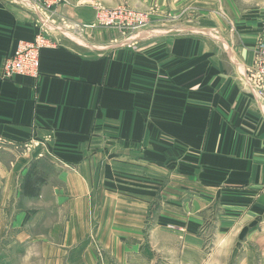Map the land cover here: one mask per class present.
I'll return each mask as SVG.
<instances>
[{
    "label": "crops",
    "instance_id": "1",
    "mask_svg": "<svg viewBox=\"0 0 264 264\" xmlns=\"http://www.w3.org/2000/svg\"><path fill=\"white\" fill-rule=\"evenodd\" d=\"M150 5L146 27L105 38L104 26L75 28L94 17L85 0L52 11L0 0V264L16 253L23 264H177L144 243L158 217L189 232L181 264H264V97L246 79L264 0ZM40 31L52 44L37 76L3 78L6 57ZM28 173L39 176L29 194ZM214 220L222 235L248 228L227 257L203 248Z\"/></svg>",
    "mask_w": 264,
    "mask_h": 264
},
{
    "label": "rangeland",
    "instance_id": "2",
    "mask_svg": "<svg viewBox=\"0 0 264 264\" xmlns=\"http://www.w3.org/2000/svg\"><path fill=\"white\" fill-rule=\"evenodd\" d=\"M85 3L89 4L94 9V17L93 21L95 19L96 10L100 11L104 10V15H108L109 13H118L121 17L120 19L123 23H126L127 29L124 33H127V36H132L133 33H136V31H140L144 27H146L152 18V12H154L153 5H150V0H85ZM153 8V9H152ZM115 11V12H114ZM121 11V13H120ZM108 12V13H107ZM110 15V14H109ZM138 18H142L143 21L139 22ZM102 24H100L101 27ZM98 27V25H97ZM95 29V28H94ZM111 29H115L112 26H104L101 30V35L105 38H113L117 37L119 33L118 30L114 31ZM120 32V31H119ZM117 36H114V35ZM157 208V207H156ZM161 208V207H160ZM53 217H47V228H52V224L54 225V228H52L51 232H48V235L52 237L51 240H53L54 235L53 232H57V239L58 235L60 234V227L58 225H55ZM213 224L205 223L203 232L205 233V241L203 248L205 250H211L212 248H216L218 252L217 257H227L232 253V249L236 247L237 244H239L238 241H242L243 234L247 231L248 228L238 227L237 223H232V227L230 228V234L227 233L225 235H222V229L224 228L223 223L216 222V220L213 221ZM240 224V223H239ZM255 224V223H254ZM253 225V223H252ZM38 223H34L32 229L34 228L37 230ZM153 227L154 229H158L159 236L158 237H151L149 231ZM146 230H148V234L146 235V239L144 240V243L147 244L148 247H155L158 249H162V251H159L160 260L159 263L164 260L165 258H168L176 253L177 258V264H181V258L184 253L183 249L185 246V240L184 236L189 233L187 228H183V224L181 222L172 221L170 219H164L162 217H158V219H151L150 221L146 222ZM166 233H169L173 235L171 238H165ZM222 235V236H221ZM50 237V238H51ZM168 240L169 241V247L166 245L167 248H169L171 251L166 250L162 245L163 242ZM95 244L96 241H94ZM38 243V242H37ZM218 243H222L219 246H217ZM97 246V249L100 250V248ZM171 253V254H170ZM98 254H101L100 251H98ZM170 254V256H168ZM204 256H207V252H204ZM14 255V257H13ZM10 255V259L12 262L10 264H23V254H13ZM154 254H150L149 257H145L142 259V264H157L158 261L156 257H153ZM21 257V258H20ZM29 255L25 258V261H28L26 264H39L38 260L36 258H31L29 260ZM140 256L132 257L133 261L138 260ZM180 259V261H179ZM30 261V262H29ZM25 264V263H24ZM204 264H210V262L206 261ZM228 264V263H227ZM229 264H234L233 262H230Z\"/></svg>",
    "mask_w": 264,
    "mask_h": 264
},
{
    "label": "built area",
    "instance_id": "3",
    "mask_svg": "<svg viewBox=\"0 0 264 264\" xmlns=\"http://www.w3.org/2000/svg\"><path fill=\"white\" fill-rule=\"evenodd\" d=\"M32 1L40 11H52L66 2V0ZM103 12L105 11L101 9L100 11L96 10L94 21L92 20L89 23L78 21L75 28L80 32L87 28H96L97 25L102 24L101 26H112L120 31L127 29L128 25L118 19L121 17L118 13L114 11L115 14L104 15ZM138 19L139 22L143 21L142 18ZM51 44L50 36L45 31L36 33L30 40H20L14 51L4 61L2 77L11 78L15 75L36 77L39 72L40 51L43 47ZM246 79L253 93L259 97H264V40H260L256 45V57L254 62L246 69Z\"/></svg>",
    "mask_w": 264,
    "mask_h": 264
},
{
    "label": "trees",
    "instance_id": "4",
    "mask_svg": "<svg viewBox=\"0 0 264 264\" xmlns=\"http://www.w3.org/2000/svg\"><path fill=\"white\" fill-rule=\"evenodd\" d=\"M38 179H39L38 175H35L34 173H32V174L28 173V175L24 179V183H23L24 192L27 194L32 193L34 191V188H35V185H33L32 183Z\"/></svg>",
    "mask_w": 264,
    "mask_h": 264
}]
</instances>
